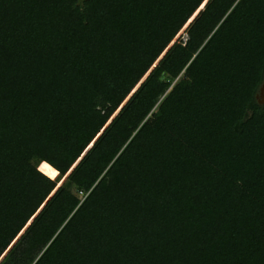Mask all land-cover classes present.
Wrapping results in <instances>:
<instances>
[{
    "label": "trees",
    "instance_id": "obj_1",
    "mask_svg": "<svg viewBox=\"0 0 264 264\" xmlns=\"http://www.w3.org/2000/svg\"><path fill=\"white\" fill-rule=\"evenodd\" d=\"M202 3L0 0V264H264V0Z\"/></svg>",
    "mask_w": 264,
    "mask_h": 264
},
{
    "label": "water",
    "instance_id": "obj_2",
    "mask_svg": "<svg viewBox=\"0 0 264 264\" xmlns=\"http://www.w3.org/2000/svg\"><path fill=\"white\" fill-rule=\"evenodd\" d=\"M264 89V80H263V82L261 83V85L259 86V89H258V92L261 94V91ZM256 98V97H255ZM257 103L258 104H264V98L262 99V100H258L257 101ZM47 166V165H46ZM48 167V166H47ZM48 168H50V167H48ZM38 169V168H37ZM39 170V169H38ZM50 170L53 172V173H55V175H56V172L53 170V169H51L50 168Z\"/></svg>",
    "mask_w": 264,
    "mask_h": 264
},
{
    "label": "rangeland",
    "instance_id": "obj_3",
    "mask_svg": "<svg viewBox=\"0 0 264 264\" xmlns=\"http://www.w3.org/2000/svg\"><path fill=\"white\" fill-rule=\"evenodd\" d=\"M255 99L258 101L262 100L264 98V89L261 91V94L259 92H257V94L255 95Z\"/></svg>",
    "mask_w": 264,
    "mask_h": 264
},
{
    "label": "snow or ice",
    "instance_id": "obj_4",
    "mask_svg": "<svg viewBox=\"0 0 264 264\" xmlns=\"http://www.w3.org/2000/svg\"><path fill=\"white\" fill-rule=\"evenodd\" d=\"M207 2H208V0H204V3H202V4L200 5V7L203 8V7H204V4H206Z\"/></svg>",
    "mask_w": 264,
    "mask_h": 264
},
{
    "label": "clouds",
    "instance_id": "obj_5",
    "mask_svg": "<svg viewBox=\"0 0 264 264\" xmlns=\"http://www.w3.org/2000/svg\"><path fill=\"white\" fill-rule=\"evenodd\" d=\"M38 170V169H37ZM41 172V171H40ZM42 173V172H41ZM46 176V175H45ZM48 177V176H47Z\"/></svg>",
    "mask_w": 264,
    "mask_h": 264
}]
</instances>
